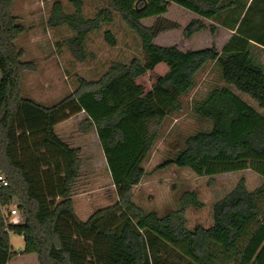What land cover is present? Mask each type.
<instances>
[{"label": "trees", "instance_id": "obj_1", "mask_svg": "<svg viewBox=\"0 0 264 264\" xmlns=\"http://www.w3.org/2000/svg\"><path fill=\"white\" fill-rule=\"evenodd\" d=\"M16 1L0 0V174L8 181L0 193V264H264V182L250 191L240 180L214 204L213 226L193 232L186 209H203L197 193H183L180 209L164 217L145 213L132 196L157 139L153 128L181 110L180 99L212 62L226 87L195 108L212 130L188 138L159 169L210 178L251 170L264 180V117L227 88L264 110V71L250 56L251 44L264 48V0H108L92 19L84 18L81 0H72L71 15L55 3L48 25L75 33L66 45L79 62L90 33L118 15L139 37L146 63L114 64L98 81L79 79L76 91L52 107L22 97L23 75L36 65L23 62L16 46L26 32L13 15ZM105 40L116 45L110 31ZM74 117L82 118V134L95 132L118 199L85 223L72 200L85 153L59 132ZM12 200L23 224L4 222L1 209ZM11 233L25 238L21 257L11 253ZM167 250L186 262L162 261Z\"/></svg>", "mask_w": 264, "mask_h": 264}, {"label": "rangeland", "instance_id": "obj_2", "mask_svg": "<svg viewBox=\"0 0 264 264\" xmlns=\"http://www.w3.org/2000/svg\"><path fill=\"white\" fill-rule=\"evenodd\" d=\"M81 1L84 18L92 19L97 12L107 8L108 0ZM231 1L233 0H228L229 3ZM246 1L248 0H243ZM57 2L62 5L64 13H74L72 0H17L14 4L13 15L17 18V24L26 29L16 41V46L24 51L23 62H33L36 65V72H26L23 75V98L44 107H52L76 91L79 79L98 81L114 64L129 65L132 60H137L141 65L146 63L139 37L118 15L114 16L112 25H104L99 31L90 33L85 43L86 59L79 62L66 45V41L73 38L75 33L66 26L53 29L48 25L52 7ZM223 18L224 15L215 21L221 22ZM107 31L114 36L115 46H110L105 40ZM185 43L188 42L185 41L182 46L185 47ZM206 43L208 45V41ZM250 48L252 63L264 69V48H257L254 44ZM224 87L226 85L218 64L208 63L196 76L194 88L180 99L181 110L153 128L157 139L143 165L145 176L132 189L134 204L145 213L156 212L159 216H165L180 209L179 199L183 193L195 192L203 209H186V228L191 232L198 228L209 229L214 223V204L232 192L240 180H245L250 191L263 184L264 180L251 170L210 178L198 177L189 169L175 166L159 169L185 148L188 138L199 132L212 130V123L202 120L195 108L212 90ZM227 88L264 117V110L259 109L246 95L233 87ZM74 118L77 121L62 126L59 132L67 142L85 153L83 177L73 202L78 218L86 222V216L113 207L118 199L106 164L103 163V154L96 142L95 132L82 134L78 127L82 118ZM260 205L264 211V199ZM11 222L17 223L18 219L11 218ZM9 237L11 253L21 257L25 251V238L13 233ZM159 258L166 262H186L173 250L162 252Z\"/></svg>", "mask_w": 264, "mask_h": 264}, {"label": "built area", "instance_id": "obj_3", "mask_svg": "<svg viewBox=\"0 0 264 264\" xmlns=\"http://www.w3.org/2000/svg\"><path fill=\"white\" fill-rule=\"evenodd\" d=\"M8 187V181L7 179L0 174V193L3 189ZM2 214L3 219L6 225H19L23 224L25 221V217L18 209V204L16 200H12L10 203H8L6 206L2 207ZM11 218H17L18 222L13 223L11 222Z\"/></svg>", "mask_w": 264, "mask_h": 264}, {"label": "crops", "instance_id": "obj_4", "mask_svg": "<svg viewBox=\"0 0 264 264\" xmlns=\"http://www.w3.org/2000/svg\"><path fill=\"white\" fill-rule=\"evenodd\" d=\"M217 23H218V22H217ZM219 23H220V22H219ZM233 33H234V32H233ZM251 45H252V44H251ZM256 47H257V48H260V49L262 48V47H258L257 45H256ZM250 52H251V51H250ZM250 56H251V59H252V57H253L252 53L250 54ZM252 61H253V60H252ZM261 67H262V65H261ZM262 70L264 71L263 67H262ZM72 200H74V197L72 198ZM93 214H94V213H93ZM93 214H89L90 216H89V215L86 216V217H88L87 221L91 218V216H92ZM165 216H166V215H165ZM159 217H164V216H159ZM87 221H86V222H87ZM81 222H83V221H81ZM83 223H85V222H83ZM210 228H211V227H210Z\"/></svg>", "mask_w": 264, "mask_h": 264}]
</instances>
